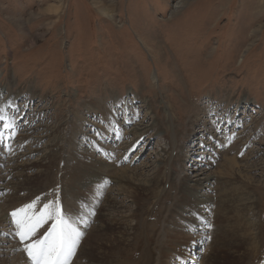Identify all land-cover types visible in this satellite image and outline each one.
Returning a JSON list of instances; mask_svg holds the SVG:
<instances>
[{
    "label": "rangeland",
    "instance_id": "374dc122",
    "mask_svg": "<svg viewBox=\"0 0 264 264\" xmlns=\"http://www.w3.org/2000/svg\"><path fill=\"white\" fill-rule=\"evenodd\" d=\"M5 88L7 93L0 95L5 113H0V171L8 175L0 205L7 203L4 199L16 184L31 177L30 185L39 194L20 192L27 200H11V211L33 201L37 210L50 201L61 204L86 237L97 223L83 226L69 208L82 207L88 174L100 161L132 169L147 164L143 178L149 174L153 182L161 179L169 162L175 185L149 220L146 210L158 190L139 196L144 221L128 260L136 264L145 236L149 241L158 238L170 210L175 222H181L177 215L182 213L193 217L194 209L177 203L179 189L185 175L191 178L202 169L215 179L201 193L221 196L223 187L227 219L235 218L238 195L254 193L257 208L247 217L258 225L262 249L249 260L235 222L219 237L225 244L220 241L210 249L211 227L204 223L205 231L195 228L203 232L198 246L186 249L181 264H205L207 257L213 264H263L264 152L258 154L264 149V0H0V90ZM12 95H17L15 106L7 102ZM92 102H104L118 125L112 118L107 122ZM169 104L173 121L166 112ZM221 106L229 107L223 119L215 111ZM196 116L208 125L206 133L197 134ZM138 128L150 129L145 135L150 144L138 143L131 152L132 146L123 149ZM71 159L80 162L72 165ZM228 161L233 171L222 166ZM113 186L106 185L110 197H115ZM126 205L125 211L135 209ZM176 206L181 214L175 213ZM91 213L94 219L98 215ZM7 228L0 233L5 248L12 238ZM114 229L109 225L107 235H115ZM5 248L0 249V260L7 258Z\"/></svg>",
    "mask_w": 264,
    "mask_h": 264
},
{
    "label": "bare ground",
    "instance_id": "6f19581e",
    "mask_svg": "<svg viewBox=\"0 0 264 264\" xmlns=\"http://www.w3.org/2000/svg\"><path fill=\"white\" fill-rule=\"evenodd\" d=\"M103 13H105V12H103ZM35 42H36V37L32 40L31 46H34ZM8 87H9V85H8ZM6 90H7L6 88H5V90L1 89L0 95L7 93ZM13 94H15V93H13ZM16 97H17V95H12L10 98H8L7 102H11V105L15 106L16 104H18V103H16V101H14ZM89 103L91 104V102H89ZM92 103L95 105L97 111L99 113H101L103 117H106L107 122L110 120L109 118H112V122L114 124L118 125V123H116L117 119L115 118V116L112 115V112H110V110H108V108H106L104 102H97V104L95 102H92ZM130 103L131 102L128 101L127 104L125 105V108L128 109ZM133 104H135V103H133ZM146 107H147V110L149 111L150 105L147 104ZM226 108H227V110H225V108L222 109V106H221V108L215 110L217 112L216 117L223 119L224 115L228 114V111H229V107H226ZM114 110L116 111L117 109H114ZM1 112H3L2 115L5 114L3 107H2V102H0V113ZM166 112L168 114L169 120L171 119L173 121V116L171 114V112H172L171 104L167 105V111ZM129 121L132 122L133 120H129ZM157 122H158V120H157ZM6 124H7V122H6ZM74 124H73V126H74ZM155 125L156 124H154L153 126H155ZM170 125L172 128V126H173L172 123H170ZM193 125L198 127V129H196L197 134L206 133L208 131V125L206 123L202 124L200 119H199V116H196V118L193 120ZM8 127L9 126H7V128ZM227 128H225V130ZM73 129L76 132L78 130V129H76V126ZM212 129H214V128H212ZM140 130L141 129H139V128L133 130L132 134L135 137V139H134L135 141L133 140L131 145H128L129 142H127L126 145L123 147V149L127 150V148L132 146L130 151H129V152H131L138 145V143H143V142L146 143L147 142V140H146L147 138L145 135L149 134L150 129H145L142 132ZM161 130L163 131L164 129L162 128ZM162 131H158V133H162ZM174 137L176 138L175 133H174ZM197 141H198V139H197ZM175 143H177V141ZM175 143H173V146H175ZM149 144L146 143L147 146ZM191 151H193V150H191ZM259 151L260 152L258 155L262 154L264 152V149L260 148ZM248 154L253 155L254 152L249 151ZM181 155H182L181 158L185 159L184 154L182 153ZM236 155H238V154H236ZM159 157L162 158V155L161 156L159 155ZM173 157H174V155H173ZM53 158L54 159L56 158L55 153H54ZM170 158L173 159L172 154H171ZM244 158L246 160L248 159L246 156ZM123 159H124V157H123ZM68 162L70 164L74 165V164H78L80 162V160L71 159ZM99 163H100L99 164L100 167L96 171H92V173L88 174L89 180L86 182L82 207L75 206V204H73L70 208L68 207L70 209V212H69L70 215L79 218V220L81 219L82 221H84L83 226H85V223L88 225L91 221H93L94 223H97V226L94 225V227H93V225H92L93 228L90 230L88 235L86 237L84 236V238L82 239L80 246L77 249L76 255L72 259L71 264H132V263L128 262V260L131 256L134 255L135 249H137V245H138V244H136L137 233H138V229L141 225V222L144 221V220L140 219V211H141L140 205L141 204H140L139 196H140L141 192L146 193V191H147L150 194H152L154 189L158 190V193H156L157 194L156 198L151 202L149 209L146 210L147 214H148L147 220H149V217L151 215V211L154 209V207H157L162 196L167 192L168 189L171 188V186L175 185L173 178H172V173L174 172V170L169 165V162H168V168L165 171V173L162 175L161 179L158 181L159 177H157L155 179V181L153 182L152 180H150V178H148L149 174H148L147 178H145V179L143 178L145 171H147L146 170L147 164L140 166L138 169H132V167H130L129 165H120V167H115L114 164L102 165L101 163H103V161H100ZM222 166L227 167V169L229 171L234 170L233 169L234 166L232 165V162H230V161H228V164H227V162L223 163ZM248 168H246V170H248ZM227 169H226V171H227ZM251 169H250V171H251ZM207 172L208 171L201 169V171L198 175H194L191 178L189 176L185 175L181 181V185H180V189H179L180 190V197H179V200L177 203L181 204L182 206L186 207L189 210L192 209V211H193V209H194L193 217L189 216L187 213L181 214V212H182L181 208L176 206L177 208H176L175 213L181 214V215H177V217H179V220L182 223L181 222H175L174 215H173L174 211L170 210V214H169L168 219L166 220L165 224H163L160 227L161 232L156 233L158 238L156 239L155 237H152L151 241H149L147 236H145L146 243L144 244V246L142 248V253L140 255V258L137 260L138 262L136 264H181L184 256L187 254L186 249L187 248L189 249L190 247L192 248L193 245H197V242H199V240L203 236V232L195 231V228L201 227V230H199V231H205L206 227H205L204 223L208 224V225L209 224L212 225V227L210 229V232H211L210 244H209L210 249L214 245H217V243H220V241H222V243H224V241L221 240L219 237L223 233H226L227 231H229V229L232 226V223L235 222L233 226L235 227L236 232L238 234L237 237H238V239H240V241H243L242 243H244L245 246L247 247L248 254L250 253L249 260H251L252 255H253V257L254 256L256 257L258 255L259 251L262 249V245L260 243L261 242L260 236L256 233V231L258 229V227H257L258 225L255 221L251 220L250 216L247 217V215L250 212L254 211L257 208L256 204L258 202V199L256 200V196L254 195L253 192H251L250 194H247V195H242V196L238 195L239 197L236 200L239 202L238 205L240 203L241 204L238 206V208L234 214L235 218L234 219H232V218L227 219V213H226L227 209H226V205H225L226 201H225V190H224V188L222 187L221 191L223 193L221 196L218 195V193H220V192H217L215 197H213V196L210 197V196H208L209 194L207 195L206 193L205 194L201 193V191H203V189L209 188V186L211 185V182L215 179L214 174L207 173ZM21 173H22V171H21ZM237 173H239V172H237ZM76 174L77 173H74V175H76ZM7 175L4 173V171H0V191L6 189L5 182H6ZM19 175H21V174L19 173ZM37 175H39V174H37ZM35 178L37 179V177H35ZM29 179H31V177ZM29 179H27L25 177L22 183L16 184L15 187L11 190V192H12L11 196L8 195L4 199L5 202H7V203L0 205V233H6L7 232V230H6L7 226H10L6 220V217H7V214L11 212L10 207L14 206L13 202L19 203L21 201L27 200V197H21L19 195L20 192L32 191L33 193L39 194L36 192L38 188L35 189V187H32L30 185L31 180H29ZM110 183L114 184L112 189L114 188V190H115V197H110L106 193V188H107L106 185L110 184ZM95 184L98 185V188H96L94 186ZM238 189H239V187H238ZM246 189H248V188H246ZM85 192H86V196H85ZM0 200H2V199H0ZM127 202L131 203L135 209L131 208V210L125 211V209L128 208L126 205ZM186 208H185V210H186ZM91 211H94L95 213L97 212L98 215L95 217V219H94L95 215H93V213H91ZM209 216H211V218L213 220H218V221L209 223L208 220H211V219H209ZM68 217L71 220H73L69 215H68ZM145 222H146V220H145ZM50 225H51V223L45 225V227L42 228L41 230L45 229L47 226H50ZM109 225H112L115 227V229H114L115 232H112L115 235H111V236L107 235ZM242 228H245V229H242ZM80 229L83 230V228H81V227H80ZM8 230H9V232L11 230V233H12V234H10L8 232V234H9L8 236L12 237L9 240L11 246L6 247V248H5V246H3L5 249H7V251L4 252V254L7 256V258L1 259L0 264H26L27 259L24 256L25 254L22 252V246L17 242L18 240L13 234L14 233V227H12V229L10 228ZM226 235H224V236H226ZM235 236H236V234H235ZM229 237H230V235H229ZM226 238H227V236H226ZM233 238H235V237H233ZM228 241L230 243V241H232V240L229 239ZM228 241H226V242H228ZM104 243L106 244V247L103 246ZM231 245H232V243H231ZM238 245H239V243H238ZM3 247L0 243V249H2ZM225 247H226V245H225ZM229 248H231V247L229 246ZM233 248H231V251L233 250ZM222 249H224V248H222ZM240 251H241V249H240ZM242 251H243V249H242ZM241 253H240V255H241ZM245 253L243 255H245ZM245 256H248L247 253ZM8 257H10L11 259L9 260ZM177 257H178V259H177ZM243 258H244L243 256L239 257V259L241 261H243L242 260ZM117 259H120L121 262L118 263L116 261ZM237 259H238V257H237ZM191 260H193V259H191ZM244 261H245V259H244ZM205 262H206L205 264H213L211 257L205 258ZM238 262H240V261H238ZM249 263H247V264H249ZM27 264H30V262L27 261ZM263 264H264V262H263Z\"/></svg>",
    "mask_w": 264,
    "mask_h": 264
},
{
    "label": "snow or ice",
    "instance_id": "6c2138e0",
    "mask_svg": "<svg viewBox=\"0 0 264 264\" xmlns=\"http://www.w3.org/2000/svg\"><path fill=\"white\" fill-rule=\"evenodd\" d=\"M65 211L61 204L51 201L45 203L42 210H37L33 201L7 214L6 220L14 227L13 234L26 255V264L27 261L30 264H70L85 233ZM49 223L51 227L41 233L40 230ZM85 226L88 225L85 223Z\"/></svg>",
    "mask_w": 264,
    "mask_h": 264
}]
</instances>
